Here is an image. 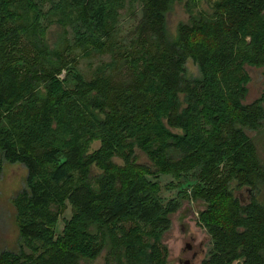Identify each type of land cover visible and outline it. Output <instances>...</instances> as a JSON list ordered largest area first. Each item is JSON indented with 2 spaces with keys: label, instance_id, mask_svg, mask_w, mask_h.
I'll list each match as a JSON object with an SVG mask.
<instances>
[{
  "label": "trees",
  "instance_id": "trees-1",
  "mask_svg": "<svg viewBox=\"0 0 264 264\" xmlns=\"http://www.w3.org/2000/svg\"><path fill=\"white\" fill-rule=\"evenodd\" d=\"M177 5L189 18L172 34ZM78 50L111 62L87 80ZM247 68L264 84V0H0V156L28 172L19 250L0 264H168L180 200L205 205L202 264H264V89L244 104ZM160 176L191 192L165 205Z\"/></svg>",
  "mask_w": 264,
  "mask_h": 264
},
{
  "label": "rangeland",
  "instance_id": "rangeland-1",
  "mask_svg": "<svg viewBox=\"0 0 264 264\" xmlns=\"http://www.w3.org/2000/svg\"><path fill=\"white\" fill-rule=\"evenodd\" d=\"M141 9L137 7L134 14H129L127 10L122 11L121 17V32L120 36L125 38L130 32L134 30L137 23L141 19ZM189 16L185 12L182 5H177L172 15L169 16V29L173 34L176 32L177 26L181 22H187ZM50 39L52 42L57 41L61 36L60 31L51 34ZM60 35V36H59ZM71 43H74V37L69 36ZM79 50L74 53V65L76 69L89 80L93 72L100 66L106 65L111 62L110 55H93L89 58L80 56ZM77 56V57H76ZM188 77L199 78L200 72L196 65L192 62L187 64ZM250 74V83L248 85V95L244 101L245 105H249L260 98L263 89V78L261 71L256 69L247 68ZM61 79L65 78L63 74ZM253 136V134H249ZM138 154V159L141 164H148L149 161L146 156L141 153ZM0 166L2 172L0 173V252L8 250L15 252L19 250L20 235L16 224V211L13 205L15 197L26 187L28 172L24 166L20 164H7L2 161L0 156ZM153 181L159 182L162 187L161 198L164 204H168L173 200L179 198L180 193L184 191L191 192L190 185H184L183 189H174L168 191L167 186L178 184L170 176H160ZM193 184V183H192ZM237 196L243 203H247L250 199L249 192L241 191ZM180 209L172 216L171 230L164 236V244L169 249V263L168 264H202L207 258L211 248L210 237L206 230L199 225V214L204 211L205 205L203 203H194L188 200H180ZM73 211L71 206L68 205L66 212L60 217L57 227L56 235L60 236L65 228V222L71 220ZM103 264V260L97 262Z\"/></svg>",
  "mask_w": 264,
  "mask_h": 264
}]
</instances>
